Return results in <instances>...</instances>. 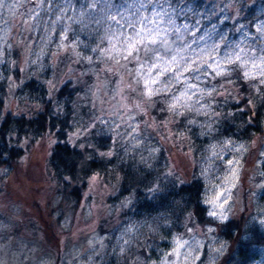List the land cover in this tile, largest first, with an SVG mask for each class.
<instances>
[{"label":"clouds","instance_id":"clouds-1","mask_svg":"<svg viewBox=\"0 0 264 264\" xmlns=\"http://www.w3.org/2000/svg\"><path fill=\"white\" fill-rule=\"evenodd\" d=\"M32 2L0 0V64L22 69L19 78L9 73L7 95L0 93V151L12 161L13 139L19 149L25 137L27 155L17 151L25 166L13 163L12 173L40 169L43 190L30 205L39 226L28 243H0V264H153L147 254L164 241L185 246L182 264H197V255L199 264H250L239 257L264 247V209L255 207L264 184L255 173L242 177L245 157L254 149L264 155V139L232 127L229 101L249 70L234 53L264 46V21L256 35L247 31L244 9L254 0L176 18L179 31L159 55L191 67L181 79L163 60L162 75L150 72L155 55L115 54V37L131 28L114 23L100 0H35L20 11ZM112 3L120 25L158 10L154 0Z\"/></svg>","mask_w":264,"mask_h":264},{"label":"rangeland","instance_id":"rangeland-1","mask_svg":"<svg viewBox=\"0 0 264 264\" xmlns=\"http://www.w3.org/2000/svg\"><path fill=\"white\" fill-rule=\"evenodd\" d=\"M254 1L257 2L258 10L264 11V0H261L260 2L258 0ZM226 2L227 0H224V3ZM25 4H27V0H25ZM28 7L34 8L35 0H33L31 4L27 5V7H22L20 11H23L25 14H27ZM222 7H224V4ZM221 15H224V13H221ZM262 21H264V16L253 25L252 29H247L249 32V37L256 35L255 25ZM179 22H184L183 15L179 17ZM0 28H2V24H0ZM128 33L131 35L132 30L128 29ZM235 39L239 41L245 39V37L237 33ZM248 42L251 43L250 40ZM261 47L264 46L257 45L255 49H248V51L254 52L257 56H259V50ZM5 60L7 61L6 53ZM5 65L6 63L0 64V76L2 77L4 74ZM137 66L138 65L133 62V64L129 65V68ZM249 70L255 71V69ZM257 79L260 81L259 78ZM257 137L264 139V120L262 123V132L254 134L251 139H255ZM260 148L264 149V145H260ZM24 155L27 154L25 153ZM32 159L34 163H38L42 161L43 157L39 154H34ZM15 164H19L21 167L25 166L24 161L21 158H19ZM245 168L247 169V175L242 177L245 182L247 181L248 176H251L253 173H255L254 182L257 185L264 184V155H260L259 152L254 149L253 153H250L247 157H245ZM25 172L27 173V169H25ZM2 174L3 178L1 181L3 184H0V205H4L5 207L0 208V243L5 242L10 237L12 238L13 246H16L18 243H28L30 242V237L28 234L32 233L34 236V227L39 226V221L35 218L36 210L30 207V205L34 199H39V197L35 195L36 191L43 190V178L41 171L40 169L33 167L30 174H13L12 168H3L0 169V176ZM39 207L42 211L43 204L40 203ZM255 207L264 209V187H260L256 190ZM247 211L248 209L246 207L245 212ZM178 244L180 245L179 247ZM185 251V246L179 242L173 245L172 243L166 241L161 245L160 248L156 250L155 254L152 256L150 254V256L153 258V264H161L163 261H168L169 264H173V262L174 264H182V256ZM206 251L207 244H202L201 252L204 253ZM184 259L186 260L187 257H184ZM200 259L201 256L197 255V264H199ZM251 264H264V248L257 249L256 258Z\"/></svg>","mask_w":264,"mask_h":264},{"label":"snow or ice","instance_id":"snow-or-ice-1","mask_svg":"<svg viewBox=\"0 0 264 264\" xmlns=\"http://www.w3.org/2000/svg\"><path fill=\"white\" fill-rule=\"evenodd\" d=\"M103 4L105 12L108 15H115L114 23L119 25V27H129L132 29L131 35L123 36L121 39L122 33H119L115 39L117 43L113 46V52L115 54H123L124 58L129 57L136 58L139 60V54L143 51L146 55L152 54L156 56V62L151 65L149 69L150 72L156 71L157 75H162V72L159 70L162 67L161 61L163 60L168 65H171L170 71L176 75L177 79H181L185 73H190L192 71L191 67H184L183 70L177 68L176 64L178 63L175 56L170 59L167 57H161L159 55L161 49L166 53L169 51V45L171 43L170 35H175L178 33L179 29L173 27L175 25L176 18L181 15H185L189 12L195 11L191 5L186 4L185 0H154L157 6V13L152 16L151 19L144 17V20L148 21L146 25L144 20H141L137 25H120V20L123 19V14L116 9V6L112 3V0H100ZM115 10V12H114ZM165 25H168L166 27ZM261 29H264V25L260 26ZM63 39V37H62ZM63 47V45H61ZM260 55L257 56L254 52L249 55L245 52L243 47L239 48L234 53V58L236 62L244 61L249 69H255V71L247 70L245 71V77L249 79L259 78L264 82V47L260 48ZM219 66L213 68V71L216 72ZM222 70V69H221ZM155 83V80L151 81ZM151 89H149V93ZM259 100L264 102V89L259 91ZM51 103V101H49ZM236 103L238 105L235 112H233L232 118L235 119L237 115L243 119L244 114L247 112L249 119L247 120L248 124L253 123L252 117L256 115L254 112L257 99L255 97H250L246 101L248 107L241 108L239 107L240 100L237 99ZM3 109V101L0 100V110ZM2 155V153H0ZM110 155V153H109ZM231 164L232 162L229 161ZM96 178L93 177V180ZM213 207H219L215 202H213ZM210 215H216L215 212H211ZM180 245L178 244V247Z\"/></svg>","mask_w":264,"mask_h":264},{"label":"trees","instance_id":"trees-1","mask_svg":"<svg viewBox=\"0 0 264 264\" xmlns=\"http://www.w3.org/2000/svg\"><path fill=\"white\" fill-rule=\"evenodd\" d=\"M259 2L261 0H258ZM175 2V0H174ZM186 4H189L192 6V8H194L196 11H203V12H208L209 9L212 8V6L214 4H219L220 7H222V5L224 4V0L223 2H221V0H185ZM244 15L248 18V20L250 21L249 23V29H252L253 25L264 16V11H260L257 8V2H253L251 4H249L245 9H244ZM231 34V33H230ZM7 54V52H6ZM12 58L13 59H17L18 58V52L17 51H13L12 53ZM7 59H8V54H7ZM77 67H79V65H77ZM12 73V75L16 78H19V76L21 75L22 69L20 68H15V69H11L9 68L8 64L6 63L5 68H4V74H3V79H0V93H3L4 95H7V88H6V79L9 76V73ZM219 81H217L218 83ZM238 83L241 85L239 88V92L237 93V98L236 99H232L229 101V106L231 108V110L233 112L236 111L238 105L236 103V100L239 99L240 100V104L239 107L241 108H247L248 105L246 103V101H248V99L250 97H255L257 99V103L254 109V112L256 113V115H254L252 117L253 119V123L248 124L247 120L249 119V116L247 114V112L244 114L243 119H241V117L239 115H237V117L234 119L235 123L233 124L232 127L234 128H239L241 125H244V132L247 134L246 135V139H251L252 136L256 133H261L262 132V123L264 120V102L259 100V91L261 89H264V85L260 83V81L256 78V79H249V78H244L241 79L240 81H238ZM256 85L259 88V91H257L256 88L254 87H250L249 85ZM19 92V90H17ZM30 99L32 97L31 92L29 93ZM3 101V109L5 107V101L3 99H0ZM2 109V110H3ZM0 110V111H2ZM155 114V113H154ZM9 116L11 115L10 113L8 114ZM7 119V114L6 117ZM25 139V137H20L21 140V146L19 149H17V147L15 146V142L13 139V146H12V150H11V156L13 157V160L10 161L8 159L9 153L6 150L0 151V153H2V155H0V169L3 168H13V163H17L18 159L20 157L17 156V151H20L21 153H23V155L25 154L23 152V140ZM11 138H9V144H11ZM3 144V138L2 136H0V145ZM27 154V153H26ZM3 178V174L0 176V181ZM96 178V177H95ZM222 222V221H221ZM166 242V241H164ZM164 242H160L159 244V248L161 247L162 244H164ZM260 248H264V247H249L248 251L246 253H242V255L239 257L242 260H249L250 264L253 262V260L256 258V253H257V249ZM157 249L150 251L147 255L151 256L153 254H155Z\"/></svg>","mask_w":264,"mask_h":264}]
</instances>
